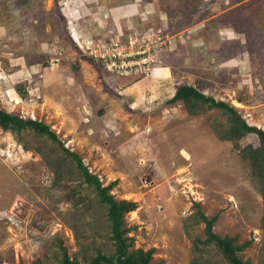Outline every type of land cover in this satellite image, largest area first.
Masks as SVG:
<instances>
[{"label":"rangeland","instance_id":"374dc122","mask_svg":"<svg viewBox=\"0 0 264 264\" xmlns=\"http://www.w3.org/2000/svg\"><path fill=\"white\" fill-rule=\"evenodd\" d=\"M79 1L0 0V108L48 125L104 187L117 181L111 195L137 204L128 236L154 251L153 264H193L185 222L196 204L216 235L249 242L244 258L258 264L264 198L251 167L218 140L215 113L192 117L171 100L181 86L202 87L264 131V0H135L141 12L128 15L112 7L131 0H109L112 12L104 0ZM140 13L173 48L148 76L108 70L95 54L117 33L125 41L138 24L124 18ZM235 141L259 144L253 134ZM53 180L40 155L0 127V264H32L56 239L77 250L62 217L72 206Z\"/></svg>","mask_w":264,"mask_h":264},{"label":"trees","instance_id":"16d2710c","mask_svg":"<svg viewBox=\"0 0 264 264\" xmlns=\"http://www.w3.org/2000/svg\"><path fill=\"white\" fill-rule=\"evenodd\" d=\"M82 1L91 3L95 0ZM129 19L125 22L138 25L148 21L142 14L136 20ZM136 26L131 25V28ZM201 88L181 86L171 101L183 102L192 117L215 113L212 125L218 140L232 143L242 161L248 162L252 184L264 198V131L250 126L235 107L205 95ZM0 127L11 132L27 150L40 155L54 174L52 187L61 190L62 202L72 206L71 211L62 217L74 233L77 250L71 253L62 240L56 239L45 244L43 259L32 264H153L154 251L135 249V239L128 236L132 229L125 227L126 216L137 210V204L116 200L111 195L117 181L104 187L99 178L84 166L81 156L66 149L43 122L26 120L0 108ZM251 134L258 138V146L247 144L242 147L235 141L237 137ZM199 205L196 204V211L185 222L196 256L192 263L251 264L243 255L250 243L242 245L236 238L216 235L213 231L215 218L208 219ZM209 249L215 252L216 258L204 262L201 257L209 253ZM258 264H264V247Z\"/></svg>","mask_w":264,"mask_h":264},{"label":"built area","instance_id":"2783aa9c","mask_svg":"<svg viewBox=\"0 0 264 264\" xmlns=\"http://www.w3.org/2000/svg\"><path fill=\"white\" fill-rule=\"evenodd\" d=\"M157 31L151 24L142 23L127 31L125 41L122 40L123 34L117 33L111 39V46L107 48L106 44H102L99 55L94 53L95 57L105 61L110 71L148 76L155 71L162 54L170 51L174 44V37ZM80 43H84L86 50H91L82 37ZM92 49L95 50V46Z\"/></svg>","mask_w":264,"mask_h":264},{"label":"crops","instance_id":"0c3cea01","mask_svg":"<svg viewBox=\"0 0 264 264\" xmlns=\"http://www.w3.org/2000/svg\"><path fill=\"white\" fill-rule=\"evenodd\" d=\"M105 1V3L106 4H108V5H106L105 4V6H106V8H107V6H109V0H104ZM137 1H135V0H131V1H129V2H127V3H122L123 5H120V6H118V7H116V6H113L112 8H114L115 10H114V12L116 11V9L117 8H121V9H125L124 10V12L126 13V15H128V14H130V13H132V12H134V10H136L137 9V7L139 8V3L137 2ZM83 3V2H82ZM105 8V9H106ZM109 8V7H108ZM107 8V9H108ZM112 8H109V11H111L112 12ZM139 12H141V10H140V8H139ZM118 14H116V16L117 15H119V12H117ZM141 14V13H140ZM126 15H125V17H126ZM142 15H144V14H142ZM117 17H120V16H117ZM134 18H137V16L136 17H134ZM125 19V21H127L129 18H124ZM123 18H122V20H124ZM75 20H77V19H75ZM75 20H73V21H75ZM117 24H119L120 22H116ZM128 24V23H127ZM121 28L124 30V29H126L125 27H122L121 26ZM75 32L77 33V30H75ZM74 34V33H73ZM71 36H73L72 34H71ZM138 84V83H137Z\"/></svg>","mask_w":264,"mask_h":264},{"label":"bare ground","instance_id":"6f19581e","mask_svg":"<svg viewBox=\"0 0 264 264\" xmlns=\"http://www.w3.org/2000/svg\"><path fill=\"white\" fill-rule=\"evenodd\" d=\"M239 105V104H238Z\"/></svg>","mask_w":264,"mask_h":264},{"label":"clouds","instance_id":"9594fccd","mask_svg":"<svg viewBox=\"0 0 264 264\" xmlns=\"http://www.w3.org/2000/svg\"><path fill=\"white\" fill-rule=\"evenodd\" d=\"M74 37V36H73Z\"/></svg>","mask_w":264,"mask_h":264}]
</instances>
